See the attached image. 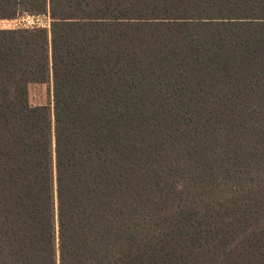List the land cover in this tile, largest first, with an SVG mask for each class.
<instances>
[{
    "label": "trees",
    "instance_id": "16d2710c",
    "mask_svg": "<svg viewBox=\"0 0 264 264\" xmlns=\"http://www.w3.org/2000/svg\"><path fill=\"white\" fill-rule=\"evenodd\" d=\"M23 16L0 264H264V0H0Z\"/></svg>",
    "mask_w": 264,
    "mask_h": 264
},
{
    "label": "rangeland",
    "instance_id": "374dc122",
    "mask_svg": "<svg viewBox=\"0 0 264 264\" xmlns=\"http://www.w3.org/2000/svg\"><path fill=\"white\" fill-rule=\"evenodd\" d=\"M47 26V17H20L14 20H0V29H14L18 27H30V26ZM50 86L47 85H34L29 88V101L31 104H47Z\"/></svg>",
    "mask_w": 264,
    "mask_h": 264
}]
</instances>
